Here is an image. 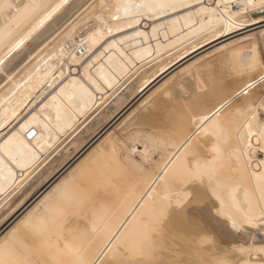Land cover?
Returning <instances> with one entry per match:
<instances>
[{"label":"bare ground","instance_id":"6f19581e","mask_svg":"<svg viewBox=\"0 0 264 264\" xmlns=\"http://www.w3.org/2000/svg\"><path fill=\"white\" fill-rule=\"evenodd\" d=\"M263 17L264 0H0V229L58 158L29 176L123 85L131 98L188 45ZM235 42L217 64L231 79L193 59L138 100L161 89L144 120L162 163L143 166L149 151L123 162L120 141L101 135L83 165L91 146L64 159L68 179H52L39 208L0 232V264H264V56L256 39Z\"/></svg>","mask_w":264,"mask_h":264},{"label":"rangeland","instance_id":"374dc122","mask_svg":"<svg viewBox=\"0 0 264 264\" xmlns=\"http://www.w3.org/2000/svg\"><path fill=\"white\" fill-rule=\"evenodd\" d=\"M84 1L82 0V2H84ZM263 18H262L261 22L254 24V25H250L244 29H240V30L235 31L231 34H227V35H223V36L221 35V37L220 36L212 37L213 39L210 38L211 40L209 39V37H206V39H204L205 37L201 38L200 39L201 41L206 40L203 42L204 44L202 43V44H199L197 46H192V47H191V44L188 45V47L190 49L191 48H193V49L190 50V49H188V47H185L188 50L185 52L184 55H182L178 58L179 59L178 64L176 63L170 69H168L166 73H164L163 75H161L158 78L151 81V83L143 91H141L139 93L137 91V93H135L136 95H133V97L131 96V98L128 97V95H129L128 93L126 94L127 89H125V87L128 83L123 85L113 95L114 97L113 96H111V98L109 97L106 101L107 103L105 102L106 105L104 104L105 106H102L101 109H99L101 111L102 108L104 107L103 110L106 111L107 108H109L111 105L114 104V101L117 100V94H119L121 96L124 95L125 97H128L127 98L128 101L126 100L127 102L125 101V103H123L124 105L121 107V110L112 118H110V117L116 112L117 109L115 111H110V110H109L110 112L107 111V113L109 112L108 116L107 117H100V118H99V116L102 113L99 112L98 113L99 116H98V114H97V112L99 111L98 110L95 112V114L90 116L91 118L94 116V118H92L94 120H92L89 117L83 123H81L78 130L76 129L75 131H73L70 134L72 136L69 135V136L65 137V139L61 142L58 150L54 151L49 156L48 160H45L44 163H42V165H40L38 167V169L35 170V173L33 172L29 176V178L24 182V184H26L28 181H31V180H32L31 182H33L35 180V177L37 176L36 174L39 175L40 174L39 172H41V174H43V171L45 169H47L48 166L50 167V164L48 165V163H51V161L54 162L55 158L56 159L58 158V161H56L57 165L54 164L55 166L53 165L52 168H50L51 170L48 171V172L51 171L52 173L50 172L51 174H49L47 172L46 173L47 175L45 173L42 175V179H41L42 181L40 183H38L37 185H35L27 193V195H26L27 199L25 198L26 200L24 201V202L27 201L25 203V205H23L24 203H22L20 206H22V205L23 206L21 208L19 206L20 209L16 212V214H14L13 216L10 215L11 217L8 220L6 219L7 220L6 224L0 229V232L3 231L5 228L8 229L11 225H13L15 223H18V225H20L28 216V215H26L28 211H33V210L39 208L42 201L45 200L48 196L52 195V193L58 187L57 185H53L45 191V189L48 187V185L52 182V179L55 180L61 173H62V178H63L62 182L66 181L68 179V176L64 172L65 168L62 169L61 172L58 173V171L64 166V162L66 164V161H68L69 159L71 160L70 162H72L80 154H82V152H84L89 146H91L89 148V150L88 149L86 150L88 152H86V154L84 152L83 153L84 155L82 154L83 156H81L80 159H78L77 162H75L77 164V167L83 165V163H85L97 151V144L99 141L96 139H98L101 135H105L106 132H108V131H110L108 136H111L112 139H118L120 141V143L118 142V146L120 148V150L118 152V156L123 162H125L127 160V158L140 161L141 160L140 157L146 155L149 151L146 160L141 162L143 166L149 165V166L155 167V166L159 165V163H162L164 161V156L161 152V149L160 148L149 149V147L147 145L146 136L149 134H154L155 129L153 128V126H152L153 124H152V122H150V119H148L146 121L144 120L146 107L148 106V104L150 103L152 98H154L155 96H158V94L160 93L159 91H161V89H158V92L156 90L154 93L152 92L153 94L149 95L146 102H143V103L141 102L138 104V100L141 97L147 95L150 91H152L153 88H155V86H157V84H159V82L162 81L165 76H167L168 74H171V72H175L176 74L178 73L179 75L180 74L186 75V73H182V72L179 73L180 71H178L177 69H179V67H181L182 65H185L188 62L193 61V59L195 60L194 63L197 66H202L204 64H208L209 65L208 68H214L215 69V72H214L215 76H218V77L223 76L224 79H227V80H228V78L231 79L232 76H229L227 78V76H226L227 74L223 75L225 73H223L222 68H223L224 72H226V71H225L224 67L221 68L219 66H221L222 62L224 64V59H225L224 56L227 55L229 50L234 47V45H233V43L235 42V41H233L234 39H238L241 36H244L246 34H250V35H248L247 38L241 39V40L237 41V43L236 42L235 43L237 45L241 44V43H242V45H244V44H247L248 42L252 41L253 39H256L258 53L262 57L264 56L263 55L264 54V31L260 34L258 33V31L260 29L264 28V19ZM198 37H200V36H198ZM226 43H229V44L226 45ZM179 48H177V49H179ZM175 50H173V51H175ZM173 51H170L168 54L172 53ZM168 54H166V55H168ZM183 59H185V60H183ZM221 60H222V62H221ZM217 64H220L218 66V68H217ZM219 68H220V70H219ZM220 71H222V72H220ZM139 72L140 71H138L137 73H139ZM137 73L134 76H137ZM221 73H222V75H221ZM241 76H242L241 73L238 74V78ZM132 78L133 79L130 80V82H132V83L138 79L137 77H132ZM132 83L130 85H132ZM168 85H164L163 87H165V86L167 87ZM163 87H161V88H163ZM260 87H261L260 88L261 93H264V81L262 82ZM120 92H122V93H120ZM243 93L244 92L241 89H238V98H241ZM147 101H149V102H147ZM108 102H109V104H108ZM128 109L129 110L131 109V112L128 113V111H129ZM124 115H125V117H124ZM96 116H98L97 118H99L97 121H95ZM261 117L264 118V114H262ZM89 119H91V120L89 121ZM91 122L93 124H91ZM131 124H133L134 126ZM66 155H67V157H66ZM59 159H61V161ZM59 161H60V164H59ZM61 164H63V165H61ZM56 167H58V168H56ZM39 168H40V170H39ZM44 175L47 176L48 178L45 177ZM55 175H56V177H55ZM43 176H44V178H43ZM27 186H29V184ZM16 192L17 191H15L13 194H15ZM42 192H44V193H42ZM13 194H11L7 198V200L2 204L1 208H4L9 203Z\"/></svg>","mask_w":264,"mask_h":264},{"label":"built area","instance_id":"2783aa9c","mask_svg":"<svg viewBox=\"0 0 264 264\" xmlns=\"http://www.w3.org/2000/svg\"><path fill=\"white\" fill-rule=\"evenodd\" d=\"M34 133L33 128H29V130L26 132L27 137L31 136Z\"/></svg>","mask_w":264,"mask_h":264}]
</instances>
